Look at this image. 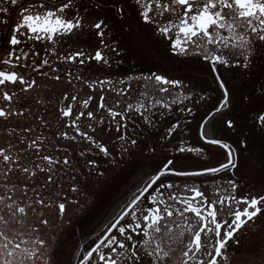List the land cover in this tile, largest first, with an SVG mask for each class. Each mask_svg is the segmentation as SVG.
Wrapping results in <instances>:
<instances>
[{
  "label": "snow or ice",
  "instance_id": "6c2138e0",
  "mask_svg": "<svg viewBox=\"0 0 264 264\" xmlns=\"http://www.w3.org/2000/svg\"><path fill=\"white\" fill-rule=\"evenodd\" d=\"M0 68L32 73L0 70V264H248L229 249L264 232V0H0Z\"/></svg>",
  "mask_w": 264,
  "mask_h": 264
},
{
  "label": "flooded vegetation",
  "instance_id": "af4514ba",
  "mask_svg": "<svg viewBox=\"0 0 264 264\" xmlns=\"http://www.w3.org/2000/svg\"><path fill=\"white\" fill-rule=\"evenodd\" d=\"M13 15H15V13H13ZM47 42L46 41H36L35 42V50L41 52V57H43V49L44 46ZM33 44L31 41L28 42V47H32ZM65 48H67V46H65ZM25 50H27V47L25 48ZM180 59H187L185 57H181ZM63 67V66H61ZM139 67V66H137ZM0 70L2 71H18L21 72L22 74H25L26 78L30 75H32L31 70L30 69H23V68H17V69H10V68H0ZM73 71H75L76 69L73 68ZM96 75H100L101 78H103V74L102 73H97ZM38 79V82L43 84L44 80L41 79L39 76L36 77ZM62 87V86H61ZM16 90V89H13ZM59 91V89H58ZM85 91H87L88 93H91L90 89H86ZM58 94V93H57ZM29 95L31 96H35L36 92H31L29 93ZM181 118H183L184 114H180ZM196 125H195V121H193V126H192V130L188 133V139H189V144L190 146H200L199 144H194V140L196 137V131H195ZM215 151V150H214ZM188 155H193V154H188ZM214 163V161H213ZM252 163L255 164V167L257 169V171L259 170V163L256 160H253ZM128 171L129 170H125L124 172L121 173L122 177H126L128 175ZM217 181H220V177L216 178ZM185 178H178L177 179V183H181V181H184ZM189 185L192 184H197L199 185L201 183V180H196V181H192V180H188L187 181ZM203 182L205 184H208L209 186L207 188H202V191H205V194L207 196H209L210 198H215L216 197V192L213 190L212 186H211V182L208 179H204ZM253 192H255V189H252ZM245 192H247V190H245ZM178 195L182 196V197H190L192 195L191 192H187V191H183V184L181 183V190L178 191ZM121 199V195L120 192L115 191V189L113 190V196L111 200H105L102 204V206L96 210V212H94L92 214L91 217H89L88 221H87V227L84 229L85 232H90L91 228H97V231H99L100 227H103L104 223L106 222V212L108 210H110L112 207H116L117 204L119 203ZM146 207V205H145ZM189 218L190 221L195 222L196 218L194 217L193 214H189ZM178 223H182V221H177ZM174 231H177L176 229H174ZM241 233L243 234V236L245 237V241L243 244V247L237 246V245H233L230 249H229V253L237 260V261H247L248 264H264V232L260 231V225L257 222L256 224H254L252 226L251 231H249L247 228L241 229ZM211 235V234H209ZM262 237L259 241H261L259 244L255 245L254 242L258 241V237ZM95 235L92 234L91 238H89L88 236H82L81 235V225L77 224L76 225V229H75V234L72 237V244L70 245V247L73 248H77L79 249L80 245L84 246V249L87 250L88 245L91 243V239H94ZM187 240V237L185 239V242ZM202 240L205 244H210V241L208 240L207 237H204V235L202 234ZM177 255H179V253H177Z\"/></svg>",
  "mask_w": 264,
  "mask_h": 264
},
{
  "label": "rangeland",
  "instance_id": "374dc122",
  "mask_svg": "<svg viewBox=\"0 0 264 264\" xmlns=\"http://www.w3.org/2000/svg\"><path fill=\"white\" fill-rule=\"evenodd\" d=\"M262 237H258V241L254 242L255 245L259 244L261 241H259Z\"/></svg>",
  "mask_w": 264,
  "mask_h": 264
}]
</instances>
